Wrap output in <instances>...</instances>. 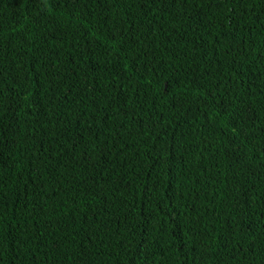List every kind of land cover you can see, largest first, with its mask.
I'll return each mask as SVG.
<instances>
[{
	"label": "trees",
	"instance_id": "obj_1",
	"mask_svg": "<svg viewBox=\"0 0 264 264\" xmlns=\"http://www.w3.org/2000/svg\"><path fill=\"white\" fill-rule=\"evenodd\" d=\"M0 264H264V0H0Z\"/></svg>",
	"mask_w": 264,
	"mask_h": 264
}]
</instances>
